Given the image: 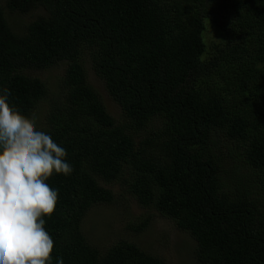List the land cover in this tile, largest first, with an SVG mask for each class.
<instances>
[{
	"label": "trees",
	"instance_id": "trees-1",
	"mask_svg": "<svg viewBox=\"0 0 264 264\" xmlns=\"http://www.w3.org/2000/svg\"><path fill=\"white\" fill-rule=\"evenodd\" d=\"M6 1L12 11H47L18 33L0 4V86L22 114L33 117L48 94L26 69L68 62L63 99L40 127L74 168L47 181L59 189L45 217L52 264H166L134 241L100 248L87 237L88 213L116 202L111 184L151 210L130 229L143 231L159 212L195 239L199 264H264V208L230 187L225 166L241 149L264 190V0ZM208 22L223 41L206 40ZM86 58L129 123L107 110Z\"/></svg>",
	"mask_w": 264,
	"mask_h": 264
},
{
	"label": "clouds",
	"instance_id": "clouds-1",
	"mask_svg": "<svg viewBox=\"0 0 264 264\" xmlns=\"http://www.w3.org/2000/svg\"><path fill=\"white\" fill-rule=\"evenodd\" d=\"M67 157V149L0 86V264H52L45 217L53 214L59 189L47 181L54 173H73ZM55 260L64 264L62 256Z\"/></svg>",
	"mask_w": 264,
	"mask_h": 264
},
{
	"label": "rangeland",
	"instance_id": "rangeland-1",
	"mask_svg": "<svg viewBox=\"0 0 264 264\" xmlns=\"http://www.w3.org/2000/svg\"><path fill=\"white\" fill-rule=\"evenodd\" d=\"M0 4L5 9L10 25L18 33L25 32L27 25L32 20L47 13L43 7L23 13L8 9L6 0H0ZM217 27V25L208 22L205 33L209 43L224 40L222 31H219ZM209 43L208 46L211 48L212 45ZM67 64L66 60H62L47 68L26 69L25 71L27 75L42 79L48 87L47 96L33 112L38 127H45L46 115L50 107L54 105L55 101L60 102L63 99L62 81ZM84 65L89 82L97 89L109 113L117 123H129L121 105L112 98L107 90L105 80L95 71L89 58L84 60ZM157 126L158 123H155L139 130L135 133L136 139H142L144 135L154 131ZM230 144L235 145L234 143ZM240 152L242 150L237 148L231 156L226 157L225 166L229 176L231 175V181H234L229 185L236 191H249L252 197L259 202L260 207L264 208V190L253 174V169L245 162ZM237 181H239L238 183L242 181V185ZM109 186L117 195L116 202L94 207L83 223V230L94 245L105 248L120 239H128L149 253L161 257L166 264H199L195 259V239L188 232L180 230L171 218L153 211L154 217L147 228L140 232L130 229V223L138 221L142 214H147L151 210L141 207L133 197L125 192L122 185L111 184Z\"/></svg>",
	"mask_w": 264,
	"mask_h": 264
}]
</instances>
